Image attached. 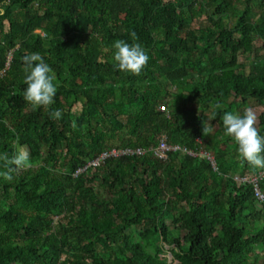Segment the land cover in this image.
<instances>
[{
    "label": "trees",
    "instance_id": "obj_1",
    "mask_svg": "<svg viewBox=\"0 0 264 264\" xmlns=\"http://www.w3.org/2000/svg\"><path fill=\"white\" fill-rule=\"evenodd\" d=\"M172 262L264 264V0H0V264Z\"/></svg>",
    "mask_w": 264,
    "mask_h": 264
},
{
    "label": "built area",
    "instance_id": "obj_2",
    "mask_svg": "<svg viewBox=\"0 0 264 264\" xmlns=\"http://www.w3.org/2000/svg\"><path fill=\"white\" fill-rule=\"evenodd\" d=\"M158 109L163 110L164 106L162 104L158 105ZM194 141L199 144L200 143L199 137L198 136L195 137ZM171 151H181L190 156L204 157L208 161L212 169L213 170L216 169L215 161H214V158L211 152L203 150L202 147L200 146L197 148V150H190L178 144L167 143L164 137H160L154 145L147 147V148L124 146V147H108V148L102 149L94 157L87 160L84 163V165H82L81 167H78L75 170L74 174L82 172L85 168L93 169L99 166L100 164H102V162L105 159L110 158V157L116 158V157H122V156L143 155V154L148 153L150 156L154 158L165 160L167 153ZM258 174L259 172L253 174L254 177L252 178L246 177V175L239 176V175L233 174L231 178L236 182H250L252 185L253 196L257 200L261 201L262 192L258 187L257 181L258 179H260L262 175H258Z\"/></svg>",
    "mask_w": 264,
    "mask_h": 264
},
{
    "label": "rangeland",
    "instance_id": "obj_3",
    "mask_svg": "<svg viewBox=\"0 0 264 264\" xmlns=\"http://www.w3.org/2000/svg\"><path fill=\"white\" fill-rule=\"evenodd\" d=\"M252 7H253V10H252V12H253L252 17L254 18L255 15L258 13L259 9L256 8L255 6H252ZM204 17H205V14H204V13H201V14L199 15V19H201V20L204 19ZM221 17H222L221 23H225V24H227V25H231V24L233 23V20H234L233 17H227L226 15H222ZM196 21H197L196 19H193V20H192L191 22H189V23H191V24L193 25V24L196 23ZM35 31L37 32L38 30H35ZM259 44H260V41H259V40H256V41L253 42L252 45H253V47H257V46H259ZM251 56H252V53H251V52H240V53L238 54V61H239V62H243V63L245 64V68H244L245 71H247V65H248L247 62L250 60V57H251ZM168 90H169L170 92H173V90H174L173 86H169ZM192 108H193V105H192V104H188V105H187V109L191 110ZM261 109H262L261 107H249V108H247V113H248V114L251 116V118L254 120L255 117H256V115L260 112ZM163 110H166V107H165ZM189 110L187 111V115H188V116L191 115V112H190ZM233 121H234V123H235L236 125H239V124H240V122H239L236 118H234ZM207 125H208V121L205 120V121L203 122V126H204V127H207ZM121 130L124 131L125 129L123 128V129H121ZM113 141H115L114 138L111 139V142H113ZM16 154H17L18 158H20V159L24 162V165H25V166H35V165H33L32 163H30V162L27 161V159H26V154H25L24 150H18V151L16 152ZM230 174H231V173H230ZM245 175H246V177H250V178L254 177L253 174H251V173H250V174H245ZM258 175H263V172H259ZM261 224H262L261 221H257V222L255 223V226H256L257 228H259V227L261 226ZM159 247H161L160 244H159ZM256 252H257V249H255L253 253L246 252V253L244 254L243 257H245V258H251V257H254V255H255ZM171 255H172L171 247H169V246H167V245H163V246H162V250H160V252L158 251V252L156 253V256H157L158 258H160V259L166 261L167 263H169V262L171 261ZM172 264H175V262H172Z\"/></svg>",
    "mask_w": 264,
    "mask_h": 264
}]
</instances>
